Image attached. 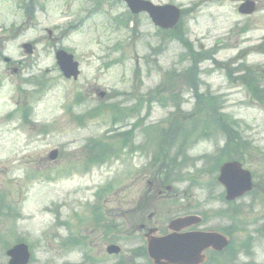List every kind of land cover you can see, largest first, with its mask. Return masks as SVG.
I'll use <instances>...</instances> for the list:
<instances>
[{"label":"rangeland","instance_id":"1","mask_svg":"<svg viewBox=\"0 0 264 264\" xmlns=\"http://www.w3.org/2000/svg\"><path fill=\"white\" fill-rule=\"evenodd\" d=\"M4 1L0 24L13 22L14 33L3 35L0 58L17 71L0 62V191L9 195L0 200L22 217L0 210V264L19 239L30 241V264H152L138 230L152 212L158 221L199 214L195 229L227 232L231 250L208 252L206 264H264V105L242 84L253 78L264 90V0L247 18L237 0H151L182 8L168 32L115 0ZM59 48L80 63L77 80L60 73ZM115 106L130 116L121 121ZM11 107L13 121L3 118ZM197 118L209 125L191 127ZM235 119L242 142L233 151L220 132ZM133 123L135 134H118ZM98 138L107 152L93 147ZM222 146L255 173L252 194L231 204L216 180ZM96 153L106 160L94 163ZM110 243L122 253L109 255Z\"/></svg>","mask_w":264,"mask_h":264},{"label":"water","instance_id":"2","mask_svg":"<svg viewBox=\"0 0 264 264\" xmlns=\"http://www.w3.org/2000/svg\"><path fill=\"white\" fill-rule=\"evenodd\" d=\"M134 12L147 10L153 21L162 27H171L179 17V11L173 6L155 7L150 3L144 4L141 0H127ZM247 7V5H246ZM248 6L246 11H251ZM30 51V46H26ZM58 63L67 77L78 75L77 63L73 62V57L63 51L57 53ZM219 181L227 189V198L233 199L252 188L251 175L247 171L241 170L236 163L225 164L221 168ZM199 222L198 218L188 217L178 219L172 223V227L180 230L190 224ZM228 241L226 238L217 233L190 232L182 235L176 233L159 239L149 241V252L157 264L162 259L167 260L164 264H198L203 261L202 251L208 247L216 250H222ZM109 253H119L120 248L116 245L108 247ZM12 259L16 264H24L28 259L25 247L20 246L9 251ZM12 262V261H11ZM14 262V261H13Z\"/></svg>","mask_w":264,"mask_h":264},{"label":"flooded vegetation","instance_id":"3","mask_svg":"<svg viewBox=\"0 0 264 264\" xmlns=\"http://www.w3.org/2000/svg\"><path fill=\"white\" fill-rule=\"evenodd\" d=\"M2 1L3 0H0V10L2 9ZM14 2V0L12 1ZM156 216L157 214L152 212V213H149L148 216H147V219H145L144 221H142L140 224L141 225H144V227L142 228V230H149L148 229V225L153 222V221H157V223L153 225V228H154V236H162V235H165L168 233V228L166 227L165 228V223H161L160 221L156 220ZM140 226V225H139ZM151 228V227H150ZM167 230V231H163V230Z\"/></svg>","mask_w":264,"mask_h":264}]
</instances>
